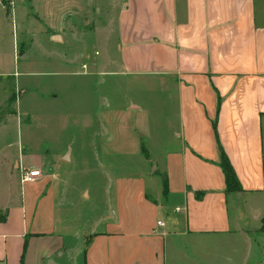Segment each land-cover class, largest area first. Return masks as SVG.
Returning a JSON list of instances; mask_svg holds the SVG:
<instances>
[{"label": "crops", "instance_id": "0c3cea01", "mask_svg": "<svg viewBox=\"0 0 264 264\" xmlns=\"http://www.w3.org/2000/svg\"><path fill=\"white\" fill-rule=\"evenodd\" d=\"M110 29L114 50L100 67L109 63L118 70L109 72L155 79L174 96L177 125L167 142L175 145L159 158L165 207L174 206L181 217L161 221L166 209L147 196L140 176L106 187L104 214L97 219L101 228L73 231L59 216L60 194L50 171L33 157L29 167L41 175L20 182L28 186L19 198L12 200L9 192L0 201V263L256 264L253 233L239 224L241 216L231 219L229 208L240 198L264 195V0H124ZM55 34L64 40L61 30L48 36ZM116 110L133 118V149L141 148L146 111L132 100ZM108 121L100 127H109ZM99 131L84 134L80 147L113 150L104 145L108 131ZM219 146L242 189L230 197ZM71 152L66 144L59 160L69 161ZM34 182L35 190L29 186Z\"/></svg>", "mask_w": 264, "mask_h": 264}, {"label": "rangeland", "instance_id": "374dc122", "mask_svg": "<svg viewBox=\"0 0 264 264\" xmlns=\"http://www.w3.org/2000/svg\"><path fill=\"white\" fill-rule=\"evenodd\" d=\"M123 1L0 0V201L9 192L12 200L19 198L27 188L20 182L25 172L37 169L29 167L34 166V157L42 170L50 171L48 176L59 190L60 218L78 233L88 225L101 228L105 190L117 179L144 176L147 196L166 209L159 219L181 217L170 203L165 207L160 165L164 150L175 145L167 142L171 127L177 125L174 96L166 95L155 79L109 72L118 71L109 63L106 69L100 67L114 50L110 26ZM59 30L64 40H51L48 33ZM130 100L148 116L146 137L140 138L147 156L139 144L133 149V118L116 110ZM104 121L109 127H100ZM100 129L108 131L104 145L113 150L80 147L84 134L93 136ZM96 136L94 147L102 145ZM66 144L71 159L62 161L58 152ZM37 184L29 186L35 190ZM232 203L230 217L244 218L239 224L253 233L254 263L261 264L264 195ZM4 207L0 205V217ZM78 239L66 238L82 244Z\"/></svg>", "mask_w": 264, "mask_h": 264}, {"label": "trees", "instance_id": "16d2710c", "mask_svg": "<svg viewBox=\"0 0 264 264\" xmlns=\"http://www.w3.org/2000/svg\"><path fill=\"white\" fill-rule=\"evenodd\" d=\"M6 1V0H5ZM8 9L6 7V11L8 12ZM13 101V100H12ZM213 129L215 130V122L213 123ZM142 144V143H141ZM141 150L142 153L147 156V152L146 149L144 148L143 145H141ZM219 150H220V157H219V162L218 165L223 173L224 176V183H225V188H224V193L226 195V197H230L238 192H241V186L240 183L236 177V174L226 156V154L224 153L223 149L221 146H219ZM163 192L165 193L167 190V183L166 180H163ZM202 195V192H197L196 196L199 198ZM262 225H263V229H264V218L262 219ZM26 247V243L24 242V246H23V250ZM23 256L21 257V261H22ZM22 264V262H21Z\"/></svg>", "mask_w": 264, "mask_h": 264}, {"label": "built area", "instance_id": "2783aa9c", "mask_svg": "<svg viewBox=\"0 0 264 264\" xmlns=\"http://www.w3.org/2000/svg\"><path fill=\"white\" fill-rule=\"evenodd\" d=\"M40 175H41L40 169L37 168V169H34V170H30V171H27V172L24 173L22 181L31 182V181L35 180L36 178H38ZM157 224L161 225L160 222H157Z\"/></svg>", "mask_w": 264, "mask_h": 264}, {"label": "water", "instance_id": "95a60500", "mask_svg": "<svg viewBox=\"0 0 264 264\" xmlns=\"http://www.w3.org/2000/svg\"><path fill=\"white\" fill-rule=\"evenodd\" d=\"M51 40H53L55 42H60L61 41L59 35H56V34L51 36ZM63 160H68V158L65 157Z\"/></svg>", "mask_w": 264, "mask_h": 264}]
</instances>
